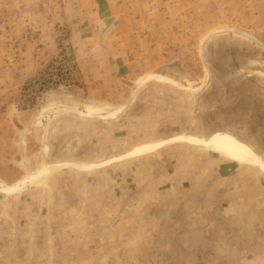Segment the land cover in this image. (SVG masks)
<instances>
[{"label":"rangeland","instance_id":"374dc122","mask_svg":"<svg viewBox=\"0 0 264 264\" xmlns=\"http://www.w3.org/2000/svg\"><path fill=\"white\" fill-rule=\"evenodd\" d=\"M263 43L264 0H0V183L188 134L203 84L202 118L264 160ZM164 147L0 193V264H264V174ZM219 196L216 228L202 202Z\"/></svg>","mask_w":264,"mask_h":264},{"label":"crops","instance_id":"0c3cea01","mask_svg":"<svg viewBox=\"0 0 264 264\" xmlns=\"http://www.w3.org/2000/svg\"><path fill=\"white\" fill-rule=\"evenodd\" d=\"M159 76H161V75H159ZM161 77H163L165 79L159 80V81L173 84L175 87L182 89V86L180 84H178V83L166 78L165 76H161ZM203 87H204V84H203ZM203 87H198V89H196L191 94V98L189 99L190 100V105L192 107L191 114L188 117L189 127L191 128L190 133L175 135V136H173V137H171V138H169L167 140H164V141H157V142L147 143L145 145L137 147L135 150H133L132 152H130L129 154H126L125 156H123L121 158L110 159V160L106 161L105 163H99V164L94 163V164H84V165H77V164H73V163L43 164V165L39 166V168L33 170V171H35L34 173H37L42 168L44 170L46 167L51 168V167H55V166H62V169L75 168V169H78L80 171H89L91 169H95V168H98V167H103V166H105L107 164H110L112 162H116V161L122 160L123 158L124 159H126V158L136 159V161H138V159H141V160L143 159L144 160V159H150V158H157L156 155L152 156L153 153L158 155L159 153L163 152L164 148H166L164 146H167V145H172V144L181 143V142L187 143V142H189L187 140V138H194V139H197V140H201L202 142H206V143H214V142H219V141H234V140L231 139V138H234V139H237L239 142L244 143L243 144L244 146H247L248 148L250 147V148L254 149L252 146H250L242 138L240 139L237 136L232 135L231 133H227V131L225 130V129H229L227 127V125L225 127H221V128H214V124H216V123H212V125L210 127L209 124H208L207 118H202V116H201V112L202 111L201 110L206 105L207 97H208V93H207V95L205 94V91L203 90ZM88 106H90V105H88ZM88 106H86V107H88ZM210 106L212 107V109H210V114L209 115L215 114V111L217 112V110H218L217 108H219V107L214 106V104H212ZM95 107H97L96 109L107 108V107H105L103 105H99V104H96ZM86 111H87V109L85 111H81V112L77 110V112H79V113L83 112V114H85ZM193 128H194V131L197 133L198 136L191 135V132H193ZM209 132H212L213 134L210 137L204 139L203 137H205V133H209ZM175 137H176V139H174ZM183 137H184V139H183ZM260 139H261V143H262L263 140H262V138H260ZM189 144L197 145V146L201 147V145H199L197 143L189 142L188 145ZM151 146H153V147L155 146V148L150 150V151H147L146 153L145 152L142 153V154L141 153H137V151H139L141 149H145V148L151 147ZM158 148H159V150H158ZM254 153L260 158V156L258 155L256 150H254ZM130 154H131V156H130ZM262 161L264 162V160H262ZM244 164H247V163H240V162L234 161L233 169L235 170V169H237L238 167H240L241 165H244ZM251 165H253V164H251ZM254 166L258 167V169L264 174V167H262L260 165H254ZM75 172L80 174V172H77V171H75ZM223 179H224V177H222L221 180L217 183L216 187L213 188V191H215L217 189L218 185L221 182H223ZM239 179H240V177H239ZM47 186H48V183H47ZM47 186H45V187H47ZM10 187H13V186H10ZM33 187H37V186H33ZM200 188L201 187H199V188L195 187V189H193V192H196ZM25 190H27V189H25ZM25 190L19 191L18 193H22ZM186 190H182L179 193H181V195H183L184 191H186ZM0 193L4 194L6 196H13V195L17 194V193H9L8 194V193L2 192V191H0ZM169 199L172 200L171 198H169ZM216 202H219V203H216ZM202 203L204 205V209H202V210H206V209L208 210V209L212 208L211 209V213H213V215L210 217V219L208 221L209 226H212V225H210L211 223L212 224L216 223V228L220 227L221 225H224V227H225V224L223 223L224 222V220H223V204L221 202V196L217 197L216 200H214V201H210V203H208V205L205 202H202ZM202 210L200 209V212L203 213ZM262 240H264V239H260V237H258L257 242L259 243Z\"/></svg>","mask_w":264,"mask_h":264},{"label":"bare ground","instance_id":"6f19581e","mask_svg":"<svg viewBox=\"0 0 264 264\" xmlns=\"http://www.w3.org/2000/svg\"><path fill=\"white\" fill-rule=\"evenodd\" d=\"M263 45H264V43H263ZM85 114L86 115L96 116V115H94L95 113H93V114L85 113ZM98 114L101 115L100 113H97V116H99ZM174 139H176V137ZM183 139H184V137H183ZM187 140L189 142H192V143H197V144L201 145V147H204V148H206L208 150L210 149V150H212V151H214V152L220 154L221 156H223L225 158H228L230 160H234V161H237V162H240V163L260 165V166L264 167V162L252 151L253 149L251 150L250 148H248L247 146H244L243 144H241L239 142L229 141V142H226L224 144H211V143L202 142L201 140H197V139H194V138H187ZM189 142H187V143H189ZM154 148H155V146L154 147L151 146V147H148V148H145V149H141V150L137 151V153H141V154L144 153V152L146 153L147 151H150V150H152ZM130 156H131V154H130ZM60 167L61 166H55V167H51V168L46 167L40 173L39 176H34V177H30L29 176V178H27V180L25 182H22L21 184H19L16 187H9V186H6V185L0 183V191L9 194V193H16V190H19L20 188L22 190V186L24 184L26 185V188H30V187L33 188V186H36V185H39V184H42V183H44V185H46L47 184L46 183L47 179L52 174H54L57 171V169H59Z\"/></svg>","mask_w":264,"mask_h":264},{"label":"built area","instance_id":"2783aa9c","mask_svg":"<svg viewBox=\"0 0 264 264\" xmlns=\"http://www.w3.org/2000/svg\"><path fill=\"white\" fill-rule=\"evenodd\" d=\"M65 75H66V77H67V74H65ZM57 80L60 81V79L57 78V77L55 76L53 79L50 80L49 84H50V85H53L55 82H57ZM46 83H47V82H46Z\"/></svg>","mask_w":264,"mask_h":264},{"label":"water","instance_id":"95a60500","mask_svg":"<svg viewBox=\"0 0 264 264\" xmlns=\"http://www.w3.org/2000/svg\"><path fill=\"white\" fill-rule=\"evenodd\" d=\"M70 169V168H69ZM74 171H77V172H88V171H80V170H78V169H75V168H72Z\"/></svg>","mask_w":264,"mask_h":264}]
</instances>
